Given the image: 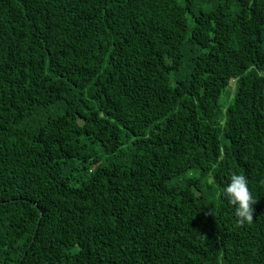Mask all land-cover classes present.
I'll return each instance as SVG.
<instances>
[{"label":"trees","instance_id":"1","mask_svg":"<svg viewBox=\"0 0 264 264\" xmlns=\"http://www.w3.org/2000/svg\"><path fill=\"white\" fill-rule=\"evenodd\" d=\"M0 264H264V0H0Z\"/></svg>","mask_w":264,"mask_h":264},{"label":"clouds","instance_id":"2","mask_svg":"<svg viewBox=\"0 0 264 264\" xmlns=\"http://www.w3.org/2000/svg\"><path fill=\"white\" fill-rule=\"evenodd\" d=\"M227 184L223 187L222 197L233 206L234 216L238 224H251L254 213V205L257 199L250 190L248 176L240 171H229Z\"/></svg>","mask_w":264,"mask_h":264},{"label":"rangeland","instance_id":"3","mask_svg":"<svg viewBox=\"0 0 264 264\" xmlns=\"http://www.w3.org/2000/svg\"><path fill=\"white\" fill-rule=\"evenodd\" d=\"M190 27H191V23H189V30H190ZM233 84H234V83H233ZM232 88H234V85H232ZM229 91H230L229 88L226 89V90L224 91V93L222 94V96H221V100H220V102H221L222 106H224V107H227V106H228V103H229V101H230V98H229V96H228V92H229ZM232 96H233V93H232Z\"/></svg>","mask_w":264,"mask_h":264}]
</instances>
